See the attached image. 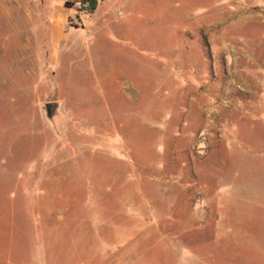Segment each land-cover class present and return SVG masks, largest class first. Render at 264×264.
<instances>
[{
    "label": "rangeland",
    "instance_id": "obj_1",
    "mask_svg": "<svg viewBox=\"0 0 264 264\" xmlns=\"http://www.w3.org/2000/svg\"><path fill=\"white\" fill-rule=\"evenodd\" d=\"M86 7L0 0V264H264V0Z\"/></svg>",
    "mask_w": 264,
    "mask_h": 264
},
{
    "label": "crops",
    "instance_id": "obj_2",
    "mask_svg": "<svg viewBox=\"0 0 264 264\" xmlns=\"http://www.w3.org/2000/svg\"><path fill=\"white\" fill-rule=\"evenodd\" d=\"M71 4H68V2ZM83 0H4L6 15L11 18V32L28 34L25 38L29 42V47L35 42L36 49L45 50L47 58L51 54L52 63L56 66L62 53L68 49H77L81 46L76 43L78 36L85 33L88 36L94 27L85 19L82 28L68 27L70 16L78 17L77 7ZM31 6L30 17H33L32 23L25 26H17V19L20 16L22 7ZM35 10V11H34ZM45 17H50V25L45 26ZM40 19V20H39ZM43 23V24H42ZM47 29H46V28ZM44 42V43H43ZM75 42V43H74ZM86 43V42H85ZM38 46V47H36ZM48 64H51L47 62ZM58 65V64H57Z\"/></svg>",
    "mask_w": 264,
    "mask_h": 264
},
{
    "label": "trees",
    "instance_id": "obj_3",
    "mask_svg": "<svg viewBox=\"0 0 264 264\" xmlns=\"http://www.w3.org/2000/svg\"><path fill=\"white\" fill-rule=\"evenodd\" d=\"M85 3L90 5L92 11H95L98 7V0H85Z\"/></svg>",
    "mask_w": 264,
    "mask_h": 264
},
{
    "label": "built area",
    "instance_id": "obj_4",
    "mask_svg": "<svg viewBox=\"0 0 264 264\" xmlns=\"http://www.w3.org/2000/svg\"><path fill=\"white\" fill-rule=\"evenodd\" d=\"M86 10H87V12H89L88 10H91V7L89 4L87 5ZM88 15H89V13H88Z\"/></svg>",
    "mask_w": 264,
    "mask_h": 264
},
{
    "label": "water",
    "instance_id": "obj_5",
    "mask_svg": "<svg viewBox=\"0 0 264 264\" xmlns=\"http://www.w3.org/2000/svg\"><path fill=\"white\" fill-rule=\"evenodd\" d=\"M48 107L51 108L52 107V104H49Z\"/></svg>",
    "mask_w": 264,
    "mask_h": 264
}]
</instances>
